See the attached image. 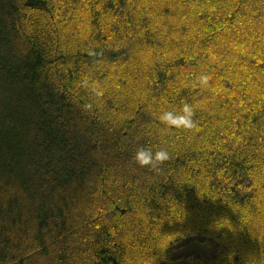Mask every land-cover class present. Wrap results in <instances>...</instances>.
Wrapping results in <instances>:
<instances>
[{
    "label": "trees",
    "instance_id": "obj_1",
    "mask_svg": "<svg viewBox=\"0 0 264 264\" xmlns=\"http://www.w3.org/2000/svg\"><path fill=\"white\" fill-rule=\"evenodd\" d=\"M191 234L218 246L190 264H264V0H0V264H166Z\"/></svg>",
    "mask_w": 264,
    "mask_h": 264
},
{
    "label": "clouds",
    "instance_id": "obj_2",
    "mask_svg": "<svg viewBox=\"0 0 264 264\" xmlns=\"http://www.w3.org/2000/svg\"><path fill=\"white\" fill-rule=\"evenodd\" d=\"M206 83V78L202 79ZM196 111L190 102L184 101L178 107L164 109L159 113L158 119L166 128L192 129L196 125ZM171 158L170 152L165 147L141 145L137 148L134 159L140 166L158 167Z\"/></svg>",
    "mask_w": 264,
    "mask_h": 264
},
{
    "label": "rangeland",
    "instance_id": "obj_3",
    "mask_svg": "<svg viewBox=\"0 0 264 264\" xmlns=\"http://www.w3.org/2000/svg\"><path fill=\"white\" fill-rule=\"evenodd\" d=\"M215 238L207 237L204 234H191L183 237L178 247L172 252V259L166 264H190L185 257L195 253L204 256H212L217 248Z\"/></svg>",
    "mask_w": 264,
    "mask_h": 264
}]
</instances>
